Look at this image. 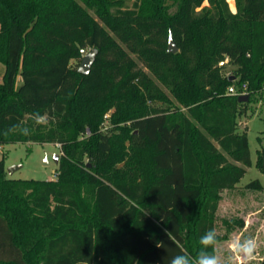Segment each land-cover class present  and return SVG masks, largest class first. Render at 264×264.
Returning <instances> with one entry per match:
<instances>
[{"label": "trees", "instance_id": "16d2710c", "mask_svg": "<svg viewBox=\"0 0 264 264\" xmlns=\"http://www.w3.org/2000/svg\"><path fill=\"white\" fill-rule=\"evenodd\" d=\"M202 1L0 0V144L59 145L52 180L9 178L0 159V264L197 254L218 190L251 165L239 117L264 88V0ZM242 83L246 102L226 93Z\"/></svg>", "mask_w": 264, "mask_h": 264}, {"label": "rangeland", "instance_id": "374dc122", "mask_svg": "<svg viewBox=\"0 0 264 264\" xmlns=\"http://www.w3.org/2000/svg\"><path fill=\"white\" fill-rule=\"evenodd\" d=\"M228 3L234 11V0H229ZM206 5L207 1L203 0L197 9ZM173 10L174 8L171 9ZM72 64L76 63L72 61ZM218 65L223 66L222 71L226 74L234 68V65L227 62L221 65L219 61ZM139 66L145 70L140 64ZM3 71L4 66L0 63V80ZM147 73L150 75L149 72ZM16 80L18 87L22 82L20 74L17 75ZM153 80L168 93L157 79ZM250 98L246 111L239 117V128L246 127L251 165L245 167L244 175L234 187L218 190L219 199L215 211L218 244L215 253L220 257L222 264H242L232 255L231 245L235 240L249 237L257 241L255 258L250 264H263L264 260V168L262 165L264 156L261 155L258 160V154L264 151V88ZM113 111L114 108L108 109L103 115L104 120L108 119ZM57 154H59V145L55 143L29 141L0 144V159L4 162L6 176L14 179H55L57 163L54 156ZM147 157L148 150L141 155L143 160ZM253 180L261 183V189L246 187V184Z\"/></svg>", "mask_w": 264, "mask_h": 264}, {"label": "clouds", "instance_id": "9594fccd", "mask_svg": "<svg viewBox=\"0 0 264 264\" xmlns=\"http://www.w3.org/2000/svg\"><path fill=\"white\" fill-rule=\"evenodd\" d=\"M27 132V129H22ZM218 244L215 228L209 229L199 238V250L193 257L186 254H177L168 260V264H222L220 257L215 253ZM257 241L252 238L235 240L231 245L232 255L240 260L242 264H250L255 258Z\"/></svg>", "mask_w": 264, "mask_h": 264}, {"label": "water", "instance_id": "95a60500", "mask_svg": "<svg viewBox=\"0 0 264 264\" xmlns=\"http://www.w3.org/2000/svg\"><path fill=\"white\" fill-rule=\"evenodd\" d=\"M177 46L172 38L171 33H169L168 35V44H167V51L168 52H176ZM98 50L96 48H92L88 51L85 50H81L80 54H81V60L79 62V65L77 67V71L81 74H87L90 70V67L92 65V63L95 61L96 55H97ZM249 99V94H241L237 96V100L240 102H246ZM58 157L59 154L54 156V160L57 163L58 162ZM263 168H264V159H263Z\"/></svg>", "mask_w": 264, "mask_h": 264}, {"label": "built area", "instance_id": "2783aa9c", "mask_svg": "<svg viewBox=\"0 0 264 264\" xmlns=\"http://www.w3.org/2000/svg\"><path fill=\"white\" fill-rule=\"evenodd\" d=\"M226 60L227 59L220 61V64L222 65L224 62H226ZM226 93L230 95H236V96L241 95V94H246V84L242 83L240 87L230 85L229 87H227Z\"/></svg>", "mask_w": 264, "mask_h": 264}, {"label": "crops", "instance_id": "0c3cea01", "mask_svg": "<svg viewBox=\"0 0 264 264\" xmlns=\"http://www.w3.org/2000/svg\"><path fill=\"white\" fill-rule=\"evenodd\" d=\"M229 2V0H227ZM230 6V5H229Z\"/></svg>", "mask_w": 264, "mask_h": 264}]
</instances>
